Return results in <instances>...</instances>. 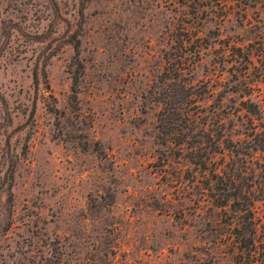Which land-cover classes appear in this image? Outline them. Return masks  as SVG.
I'll list each match as a JSON object with an SVG mask.
<instances>
[{
  "label": "rangeland",
  "instance_id": "rangeland-1",
  "mask_svg": "<svg viewBox=\"0 0 264 264\" xmlns=\"http://www.w3.org/2000/svg\"><path fill=\"white\" fill-rule=\"evenodd\" d=\"M250 102L264 0H0V264H264Z\"/></svg>",
  "mask_w": 264,
  "mask_h": 264
},
{
  "label": "trees",
  "instance_id": "trees-1",
  "mask_svg": "<svg viewBox=\"0 0 264 264\" xmlns=\"http://www.w3.org/2000/svg\"><path fill=\"white\" fill-rule=\"evenodd\" d=\"M174 72H176V69L173 65V63H171V65H169V73L170 74H174ZM78 81L79 79L77 77H75L74 80V86H73V90L75 93H77V88L76 86L78 85ZM248 104V105H247ZM245 109L247 110V112H249L251 115L255 116L253 119H251L250 121V125L248 126L254 133L257 132V135H264V131H262L261 129L263 127H261L258 123H256L257 121H262L263 120V116L261 113V110L258 109V107L256 105H254L253 103H245ZM259 131V132H258ZM197 162V161H196ZM205 164V163H202ZM223 173V176L221 175V173H217L216 176L219 178L220 181H223V178L225 176H227L226 171H221ZM228 180L230 182V184H232L231 188L234 189L235 185H236V177L229 175L227 176ZM223 194V193H222ZM224 195V194H223ZM226 198L224 199V201H222V203H218L217 206L219 207H226L228 206V203L232 200H238L239 195L238 193L231 195V193L225 194ZM233 196V197H232ZM258 232V228L257 225H253V228L250 230L249 234L246 233H238L237 236V250L238 253L244 257V255H247L249 257H254L257 252H256V246H257V241H256V234Z\"/></svg>",
  "mask_w": 264,
  "mask_h": 264
}]
</instances>
